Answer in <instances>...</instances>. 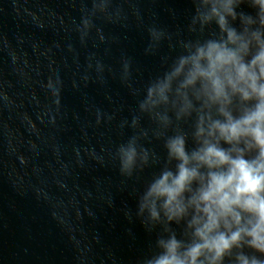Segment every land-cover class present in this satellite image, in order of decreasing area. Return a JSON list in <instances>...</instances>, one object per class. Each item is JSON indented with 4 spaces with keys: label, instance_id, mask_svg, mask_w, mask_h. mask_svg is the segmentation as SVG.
Masks as SVG:
<instances>
[{
    "label": "clouds",
    "instance_id": "obj_1",
    "mask_svg": "<svg viewBox=\"0 0 264 264\" xmlns=\"http://www.w3.org/2000/svg\"><path fill=\"white\" fill-rule=\"evenodd\" d=\"M191 3L186 35L148 27L162 72L137 87L122 59L135 106L110 158L156 233L140 264H264V0Z\"/></svg>",
    "mask_w": 264,
    "mask_h": 264
}]
</instances>
